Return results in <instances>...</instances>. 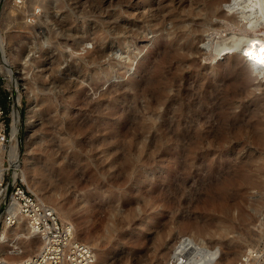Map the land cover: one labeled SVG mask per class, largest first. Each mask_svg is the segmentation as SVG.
Here are the masks:
<instances>
[{
	"label": "rangeland",
	"instance_id": "1",
	"mask_svg": "<svg viewBox=\"0 0 264 264\" xmlns=\"http://www.w3.org/2000/svg\"><path fill=\"white\" fill-rule=\"evenodd\" d=\"M42 1L41 17L29 24L10 0H0L4 185L14 179L16 110V180L29 191L24 172L68 210L80 238L96 239L112 263L163 264L162 252L180 234L199 236L214 251L218 245L237 262L264 231V76L245 72L250 56L229 50L213 57L205 39L176 38L170 20L180 19L190 0H162L156 19L165 27L145 29V36L131 34L142 25L145 0ZM240 7L222 6L241 29L217 36L229 40L248 25ZM261 20L256 28L264 32ZM81 35L85 49L73 44ZM98 45L112 50L90 62L86 52ZM189 46L198 51L183 54ZM190 108L204 136L171 139L163 121L183 109L185 127Z\"/></svg>",
	"mask_w": 264,
	"mask_h": 264
},
{
	"label": "bare ground",
	"instance_id": "2",
	"mask_svg": "<svg viewBox=\"0 0 264 264\" xmlns=\"http://www.w3.org/2000/svg\"><path fill=\"white\" fill-rule=\"evenodd\" d=\"M127 1L129 2V0ZM145 1L146 10L143 12L141 11L142 13L140 14L143 19L142 25L138 24L135 25L134 28H131V34L134 36H145L143 33L145 29L153 31L157 27H165V19L163 17L160 19H156L157 13L160 10L159 6L162 3V0ZM119 2H121V0ZM183 2L185 3L187 2V0H183ZM48 3L51 4L52 0H49ZM223 5H240V16L246 18L249 22L248 25H243L244 28L242 27V31H240L241 33L239 35H234L230 37L229 40L226 38H220V36H217V34L221 35L223 31H227L229 29H231V31H239L241 29V26L234 15L230 16L223 12ZM184 12V15L179 16L180 19H176L174 21L170 20V29L171 32H174L176 38H184L186 41H189L191 43L205 39V43L208 44L207 46H209L208 48L210 49L209 53L213 57H218L225 51L229 50L235 51L236 53L242 55L243 53H246L248 56H250L251 64L249 65L250 67H248V69L246 68L245 72L247 70L248 72L255 71L258 75L264 76V37H259L261 35L263 36L264 32H259V29L256 28L258 24H261L259 23L260 20H264V0H190L189 7ZM48 15L49 14L45 15L44 19L42 20L43 22H45L44 20L46 17H49ZM213 17L222 20V23H210ZM116 26V28L120 30L124 28L121 24L118 23H116ZM204 31L207 32L205 37L201 35V32ZM243 34L247 36H244L243 38ZM105 38L106 36H101V39ZM85 42H87L85 41V36L81 35L74 41L73 44H79L83 47V49H85ZM110 49L111 48L108 45H98L94 49L87 50L85 56L89 59L90 62H94L107 54ZM190 51H198V49H195L191 46L182 49L183 54H188V52ZM23 52L24 50L22 49L21 53ZM148 91V88H145L141 90L140 93H146ZM182 111L183 109L177 111L175 118H173V116H170L163 121L162 125L165 127L167 134H169L171 139L178 142L201 139L204 134L199 131V126L197 128L198 131H196L197 122L193 118L196 110H193L191 108L188 109V112L191 115V119L187 122V125L185 127L181 126ZM17 119V111L15 110L12 129L13 143L10 151L11 156L9 161L14 170V179L9 182L4 188V192L2 194L3 205L0 207V218H3L4 220L3 227L0 231V258L8 263H13L28 258L41 251L46 244L44 238L40 236L37 231L33 230L29 225L26 216L21 210V206L13 198L11 190L9 189L10 184H13L14 181H16L17 175L21 172H19L17 162L19 158ZM223 123L229 124L230 127H235L236 125H238V122L236 121H227ZM203 127H205L207 130L210 129L212 127L211 121L208 120L206 125L202 124V128ZM260 136V138L264 139V133ZM3 143V139L0 136L1 151L4 147ZM3 172V159L0 155V188L3 187L1 186V182L3 180ZM22 176L27 183L29 191L34 193L39 201L52 207L57 212L58 216L64 221V224H67L71 227L73 240L86 244L93 250L97 264H114L111 262V259L109 257L103 254L102 245L98 244L96 239L92 238L84 240L80 238L77 228L73 224L70 212L68 210L63 209L58 203L55 202L52 197L41 194L37 187L30 185L27 182L24 172H22ZM113 215L115 214L113 213ZM12 220L13 222H11ZM263 233L260 236V238L262 237L261 241L264 239ZM259 243H257L256 245H258ZM254 246L255 245L251 246L249 244H246L240 251V257L245 251L251 249ZM162 253L163 264H238V261L240 259L238 258L237 262H235L233 261V257H231L230 254H227L224 257L221 255L218 245H215L214 251L203 238L187 234H180L179 236H177V238L171 244L170 249L165 250ZM215 254H217V256ZM143 260L144 259L140 258V260H138L136 264H139ZM126 263L127 262H123V264ZM64 264L71 263L66 261Z\"/></svg>",
	"mask_w": 264,
	"mask_h": 264
},
{
	"label": "built area",
	"instance_id": "3",
	"mask_svg": "<svg viewBox=\"0 0 264 264\" xmlns=\"http://www.w3.org/2000/svg\"><path fill=\"white\" fill-rule=\"evenodd\" d=\"M10 5L19 14L24 12L27 23L34 24L43 13L44 3L42 0L38 3H33L32 0H10ZM3 115L4 110L0 102V136L5 143L7 128L2 120ZM4 181L3 176L1 186L6 187L9 182L4 185ZM9 189L21 206L29 225L44 238L46 244L41 251L28 258L13 263L0 258V264H64L66 261L71 264H97L93 250L88 245L73 240L71 227L61 221L52 207L39 201L36 195L17 180L10 184ZM238 264H264V239L245 251Z\"/></svg>",
	"mask_w": 264,
	"mask_h": 264
},
{
	"label": "trees",
	"instance_id": "4",
	"mask_svg": "<svg viewBox=\"0 0 264 264\" xmlns=\"http://www.w3.org/2000/svg\"><path fill=\"white\" fill-rule=\"evenodd\" d=\"M5 97L3 96L2 98H1V103L4 105L5 104Z\"/></svg>",
	"mask_w": 264,
	"mask_h": 264
}]
</instances>
